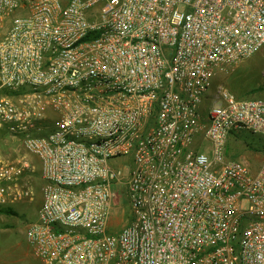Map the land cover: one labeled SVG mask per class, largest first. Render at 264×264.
<instances>
[{
	"label": "built area",
	"instance_id": "1",
	"mask_svg": "<svg viewBox=\"0 0 264 264\" xmlns=\"http://www.w3.org/2000/svg\"><path fill=\"white\" fill-rule=\"evenodd\" d=\"M263 47L264 0H0V135L43 182L34 257L264 264V151L257 169L228 151L264 138V99L215 85ZM34 173L0 158L1 208L34 200Z\"/></svg>",
	"mask_w": 264,
	"mask_h": 264
},
{
	"label": "rangeland",
	"instance_id": "2",
	"mask_svg": "<svg viewBox=\"0 0 264 264\" xmlns=\"http://www.w3.org/2000/svg\"><path fill=\"white\" fill-rule=\"evenodd\" d=\"M215 85H222L237 97L264 99V91H259L264 88V47L248 60L221 66ZM228 151L232 158L256 169L262 161L264 138L246 131L239 132L229 138ZM24 153L27 154L18 142L4 134L0 135V156L13 161ZM26 157L35 168L34 175L25 181V185L34 190V200L2 209L10 210L12 214L0 213V264H42L34 257L25 234L28 225L38 217L42 203L43 182L40 178L38 160L32 155ZM110 164L125 171L127 162L117 160L110 161ZM129 218L130 210L127 203L119 201L113 208L108 224L109 231L118 232L126 225Z\"/></svg>",
	"mask_w": 264,
	"mask_h": 264
},
{
	"label": "trees",
	"instance_id": "3",
	"mask_svg": "<svg viewBox=\"0 0 264 264\" xmlns=\"http://www.w3.org/2000/svg\"><path fill=\"white\" fill-rule=\"evenodd\" d=\"M259 91H264V88H262L261 90H259ZM253 92H257V91H253ZM237 97V96H236ZM237 98H239V99H251V98H247V97H242V96H240V97H237ZM0 213H4V214H12V212L10 211V210H2V209H4V208H1L0 207ZM6 209H9V208H6Z\"/></svg>",
	"mask_w": 264,
	"mask_h": 264
},
{
	"label": "crops",
	"instance_id": "4",
	"mask_svg": "<svg viewBox=\"0 0 264 264\" xmlns=\"http://www.w3.org/2000/svg\"><path fill=\"white\" fill-rule=\"evenodd\" d=\"M20 156H28V155L24 153L23 155H20ZM20 156H19V157H20ZM4 157H5V156H4ZM4 157L0 156V158H1L2 160H6ZM256 169H257V168H256Z\"/></svg>",
	"mask_w": 264,
	"mask_h": 264
}]
</instances>
